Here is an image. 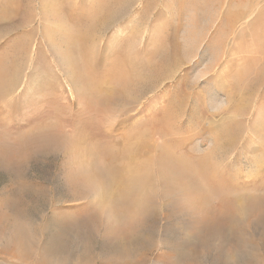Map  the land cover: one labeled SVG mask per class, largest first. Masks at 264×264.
<instances>
[{"label":"rangeland","instance_id":"rangeland-1","mask_svg":"<svg viewBox=\"0 0 264 264\" xmlns=\"http://www.w3.org/2000/svg\"><path fill=\"white\" fill-rule=\"evenodd\" d=\"M0 264H264V0H0Z\"/></svg>","mask_w":264,"mask_h":264}]
</instances>
